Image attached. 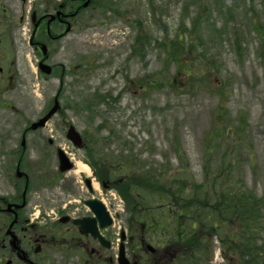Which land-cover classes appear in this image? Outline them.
I'll return each mask as SVG.
<instances>
[{
	"label": "rangeland",
	"instance_id": "374dc122",
	"mask_svg": "<svg viewBox=\"0 0 264 264\" xmlns=\"http://www.w3.org/2000/svg\"><path fill=\"white\" fill-rule=\"evenodd\" d=\"M114 2L113 9L118 16L107 12L83 26L87 23L85 14L75 31L69 33V67L75 72L78 65L79 72L64 80L65 92L51 93L48 87L56 88L58 82L38 80L34 92L24 89L3 94L1 100L13 107L0 110L3 143L11 139L16 146L19 130L41 118L57 95L61 112L48 122L42 132L45 138L53 140L59 136V129L72 125L83 137L85 146L99 151L102 159L132 156L145 169L148 166L161 171L167 168L188 185L200 184L206 165V139L212 131L216 112L223 106L229 126L235 125L238 118L246 126L240 138L247 148L227 137V155L230 153L235 172H240L247 188L261 198L264 195V0ZM193 25L199 28L198 34L191 32L198 47L191 53L202 57L200 69L210 68L207 75L212 85L224 88L223 101L208 88L187 93L183 89L170 90L163 84L166 75L162 70L165 48L162 43L168 44L176 34L182 33L186 35V44ZM212 61L217 65L214 68L210 65ZM173 68H169V75L174 73ZM156 75H161L160 85L150 95H145L148 92L133 83ZM42 85H47V89H41ZM36 140L37 136H30L31 142ZM216 142L219 149L216 146L208 151L213 166L226 154L224 145ZM60 145L76 157V164L92 162L85 152L72 147L62 136ZM8 162L10 157L0 158V170ZM23 163L29 167L34 187L38 179H47L50 175L37 170L39 159L31 152ZM54 167L53 164L52 174ZM64 177L80 181L72 172ZM110 179L121 180V173ZM52 191L62 193L63 190L56 187L49 192ZM94 196L104 203L114 219L117 215L140 219V213L134 216L127 201L114 190L100 189ZM79 197H87L84 187L75 199ZM65 198L72 201L67 193ZM143 203L141 210L154 207L149 205L151 200ZM79 212L87 213L81 205ZM154 217L159 218L157 214ZM139 223L140 220L132 222L133 233L141 232ZM115 224L113 231L118 233L122 225L117 221ZM219 245L213 238L212 264H225Z\"/></svg>",
	"mask_w": 264,
	"mask_h": 264
},
{
	"label": "flooded vegetation",
	"instance_id": "af4514ba",
	"mask_svg": "<svg viewBox=\"0 0 264 264\" xmlns=\"http://www.w3.org/2000/svg\"><path fill=\"white\" fill-rule=\"evenodd\" d=\"M84 3V0H0V99L3 93L31 90L38 80L58 82L56 88L48 87L51 93L65 92L64 80L79 72L78 65L75 72L69 67L67 38L85 13L94 8L89 5L84 9ZM46 86L40 88L47 89ZM47 124L36 130H30V124L22 127L16 146L11 139L4 144L0 138V158H11L0 170V264H119L120 250L129 264H212L210 257L197 259L194 238L189 249L181 248L178 240L186 236L166 233L169 228L163 226L164 232L156 236L153 245L156 250L145 249L151 244L149 234L144 233V225L141 233H133L132 222L138 220L131 217L116 216L122 225L118 233L112 228L102 232L109 248L80 233L79 221L96 218L87 207L89 201L96 199V189L75 170L76 157L60 145L61 136L68 142L69 125L59 129V136L52 140L42 135ZM1 130L0 127V133ZM30 136H37V140L31 142ZM28 152L39 159L37 170L50 174L48 180L38 179L37 187L32 185L29 167L23 163ZM49 162L55 165L53 174ZM69 172L80 181L64 177ZM56 187L62 193L49 192ZM83 187L87 197L76 200ZM65 193L72 201L65 198ZM80 205L86 214L79 212ZM150 222L155 224L152 219ZM95 224L99 227L98 221ZM90 225L85 229L89 230Z\"/></svg>",
	"mask_w": 264,
	"mask_h": 264
},
{
	"label": "trees",
	"instance_id": "16d2710c",
	"mask_svg": "<svg viewBox=\"0 0 264 264\" xmlns=\"http://www.w3.org/2000/svg\"><path fill=\"white\" fill-rule=\"evenodd\" d=\"M191 32L197 34V27L193 25L189 31L190 40L186 44L183 35L168 44L162 43V46H165L162 70L166 75L163 84L170 90L182 87L187 92H194L198 87H207L208 70L199 68L202 57L191 53L198 47ZM210 65L213 68L217 66L214 61ZM171 66H174L175 73L169 76ZM212 72L217 73V69ZM159 77H148V92L158 89ZM179 84L181 85L176 87ZM209 89L220 97V101L225 100L223 87L212 85ZM222 110L225 108L220 106L215 114L212 131L206 139V165L203 167V179L200 184L188 185L178 180L167 168L161 171L148 166L149 168L145 169V166L139 165V160L132 156L101 160L100 154L90 147L88 152L106 168L115 166L112 171L108 169L110 172L115 175L121 173L123 182L118 184L117 190L132 208L134 216H139L140 213V217H146L156 212L160 216L175 218L178 220L179 232L190 236L193 233L207 234L213 230L220 235L224 253H233L235 258L241 259L239 264H264V195L259 198L247 188L240 172H235L233 159L229 158L230 153L227 155L226 151L227 137H231L236 144L246 146L240 138L246 126L239 118L236 127V124L231 123L229 126L227 113ZM216 141L224 145L226 154L213 166L208 151L214 150L216 146L219 149ZM144 200L148 203L151 200L149 205H154L145 211L146 214L141 210Z\"/></svg>",
	"mask_w": 264,
	"mask_h": 264
},
{
	"label": "water",
	"instance_id": "95a60500",
	"mask_svg": "<svg viewBox=\"0 0 264 264\" xmlns=\"http://www.w3.org/2000/svg\"><path fill=\"white\" fill-rule=\"evenodd\" d=\"M57 108L58 106L56 104L55 107L52 109V111L47 115V117L41 120V124L44 123L57 110ZM68 137L74 143V145L80 146L81 144L80 137L78 136L76 132H74L72 128L69 131ZM99 207H100V211L97 213V215L98 216L100 215V217L102 218L101 228H105L109 224V221L107 219L104 209H102L100 205ZM121 261H122V256H121Z\"/></svg>",
	"mask_w": 264,
	"mask_h": 264
},
{
	"label": "bare ground",
	"instance_id": "6f19581e",
	"mask_svg": "<svg viewBox=\"0 0 264 264\" xmlns=\"http://www.w3.org/2000/svg\"><path fill=\"white\" fill-rule=\"evenodd\" d=\"M80 171H82V172H87L86 168L83 167V166H80Z\"/></svg>",
	"mask_w": 264,
	"mask_h": 264
}]
</instances>
